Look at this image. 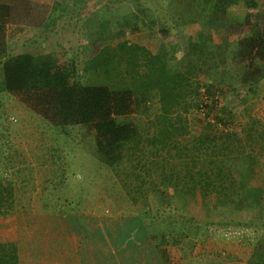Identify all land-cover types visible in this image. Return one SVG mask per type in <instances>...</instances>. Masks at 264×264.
Returning a JSON list of instances; mask_svg holds the SVG:
<instances>
[{"label":"trees","instance_id":"1","mask_svg":"<svg viewBox=\"0 0 264 264\" xmlns=\"http://www.w3.org/2000/svg\"><path fill=\"white\" fill-rule=\"evenodd\" d=\"M71 1L78 6L87 0ZM230 1L188 0L176 19L178 36L195 53L199 71L207 74L205 81L186 74L163 43L150 48L142 42L148 30L157 29L166 37L168 28L151 18L149 8L139 1L136 3L142 15L133 10L122 15L136 40L125 39V29L117 33L111 28V19L101 16L95 25L92 22L88 34L94 39L91 42L100 43L99 49L80 68L75 56L63 52H12L8 26H44L48 6L38 0H0V91L16 95L56 127L82 125L92 130L100 161L117 175H124L123 186L132 204L147 192L143 174L147 159L168 155L179 189L191 185V192L201 193L206 214L212 207L259 205L264 193L259 159L231 125L234 115L218 110L208 133L197 132L189 120V114L202 107L204 93H211L214 87L209 72L217 54L230 62L223 72L227 89L234 81L255 87L264 78V0H251L249 5L257 10H247L241 20L224 24L213 15L223 11L220 3L226 7ZM218 28H224L221 41ZM157 40L161 41L159 37ZM154 103L156 109L151 110ZM141 115L153 118L143 119ZM47 182L38 192L26 189L20 194L12 177L0 171V215L70 213L69 223L82 239L81 264H170L169 244L182 245L198 237L201 227L208 232L215 230L212 226L216 222L209 218L200 226L196 223L200 219L180 214L158 218L160 209L145 225L138 215L129 216L118 228L116 220L102 226L98 218L86 220L68 212L61 203L52 204L47 198L51 183ZM92 223L99 228L90 230L92 241L85 242L86 225L91 228ZM223 233L220 230L218 235L225 240ZM238 233L248 236L244 229ZM249 237L259 243L261 234L254 231ZM248 261L264 264V247L252 252ZM0 264H19L15 241H0Z\"/></svg>","mask_w":264,"mask_h":264},{"label":"rangeland","instance_id":"2","mask_svg":"<svg viewBox=\"0 0 264 264\" xmlns=\"http://www.w3.org/2000/svg\"><path fill=\"white\" fill-rule=\"evenodd\" d=\"M38 1L48 6L47 21L41 27L10 24L8 41L12 52H63L64 55L75 56L81 68L100 46L99 42H91L94 39L91 40L88 35L92 22L95 25L97 18H110L112 30L121 33L125 29L124 38L136 40V35L122 15L130 10L142 15L136 3L139 1L149 8L151 18H157L160 26L168 28L166 37L157 29L148 30L142 42L150 48L159 42L163 43L175 54L186 74L205 81L208 78L207 74L203 75L199 71L195 53L178 36L180 29L176 26V19L183 14L188 0H87L78 6H74L71 0ZM250 2L231 0L226 7L220 3L223 11L215 12L213 16L224 24L241 20L245 11L257 10L251 8ZM223 29H217L220 41ZM156 36L161 41H156ZM229 63L216 55L215 66L209 72V76H213L211 80L214 87L210 88L211 93H204L202 107L189 114L191 127L196 128L197 132L208 133L209 123L216 119L218 110L229 111L232 114L230 117L234 115L231 125L243 137L248 150L258 156L264 178V78L255 87L234 81L227 89L223 72ZM218 87L227 90L219 92ZM150 109L155 110L156 103ZM140 118L153 117L141 115ZM143 119L142 124L146 122ZM96 148L92 130L88 131L82 125L56 127L16 95L0 91V171L12 177L20 194L26 189L38 192L44 181L47 184L49 181L51 184L47 198L52 204L61 203L62 207L69 209L68 212L76 213L86 220L98 218L102 226L116 220L114 225L118 228L129 216L138 215L143 218L145 225L159 209L158 218L170 216L171 219L172 214H180L200 219V222H196L197 226L204 224L205 218L216 222L212 226L215 230L208 232L201 227L198 237L189 238L182 245L169 244L170 264H196L197 260L198 264H250L248 260L252 252L263 249L264 193L259 205L248 203L237 204L232 208L212 207V212L206 214L201 193L191 192V185L179 189L172 159L162 155L147 159L143 171L147 192L137 203L132 204L127 188L123 186L124 175H117L100 161ZM47 214L64 215L67 220L70 215L56 212ZM86 227L87 236L90 230L99 228L96 224L91 228L87 224ZM73 229L76 231V227ZM239 229H244L248 236L243 237L238 233ZM220 230L226 234L225 240L223 235H218ZM230 230L232 233L229 235ZM254 231L261 234L259 243L249 237ZM77 236L80 247L82 239L79 232ZM83 236L85 242L92 241L89 236Z\"/></svg>","mask_w":264,"mask_h":264},{"label":"crops","instance_id":"3","mask_svg":"<svg viewBox=\"0 0 264 264\" xmlns=\"http://www.w3.org/2000/svg\"><path fill=\"white\" fill-rule=\"evenodd\" d=\"M17 244L19 264H81L77 232L64 215H0V241Z\"/></svg>","mask_w":264,"mask_h":264}]
</instances>
